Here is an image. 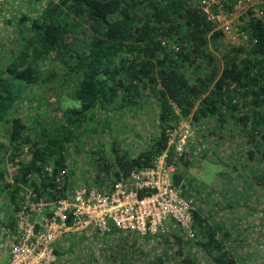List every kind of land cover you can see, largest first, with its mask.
<instances>
[{
  "label": "trees",
  "instance_id": "trees-1",
  "mask_svg": "<svg viewBox=\"0 0 264 264\" xmlns=\"http://www.w3.org/2000/svg\"><path fill=\"white\" fill-rule=\"evenodd\" d=\"M234 2L223 0L224 10L230 11ZM16 21L17 31L8 33L12 45L0 42V197L5 196L12 212L19 208L22 185L29 182L36 190L53 185L46 165L53 174L63 171L70 177V151L78 152L86 130L94 133L99 125L101 133L111 132L108 113L138 112L146 105L156 123L145 145L129 154L112 142L109 159L100 151L93 161L97 187H106L108 180L127 183L132 170L151 166L166 148L168 132L191 119L197 133L206 126L208 137L238 138L245 148L242 160L253 165L246 184L252 195L242 197L257 194L264 201V20L251 8L235 20L242 40L237 45L216 28L200 0H46L37 16L22 14ZM46 89L59 98L66 93L72 105L51 106ZM47 106L58 111L53 119L47 118ZM98 112L104 114L101 119ZM198 153L184 151L177 160L173 180L184 190L189 178L179 166L189 167ZM220 174L232 184V173ZM55 192L51 198L63 189ZM225 205L233 209L239 204ZM211 213L195 207L191 239L171 230L131 234V244L110 253L107 263L196 264L195 251L183 250L193 244L213 264H237L235 246L227 244L232 233L223 223L210 222ZM12 227L11 221L7 228ZM117 237L128 240L121 233ZM141 237L163 241L171 250L147 258L137 243ZM76 245L69 240L65 250L56 246L55 253L69 254Z\"/></svg>",
  "mask_w": 264,
  "mask_h": 264
},
{
  "label": "rangeland",
  "instance_id": "rangeland-1",
  "mask_svg": "<svg viewBox=\"0 0 264 264\" xmlns=\"http://www.w3.org/2000/svg\"><path fill=\"white\" fill-rule=\"evenodd\" d=\"M45 2L46 0H0V42H7V46L12 45V39L8 33L12 34L17 31L16 19L22 14L28 17L37 16ZM46 93L51 95L48 96L51 100V106L59 105L66 108L72 105V101L66 93L61 98L55 94L53 95L51 90L46 89ZM74 103L77 105L76 102ZM46 108H48V119H53L58 114V111L49 109L48 106ZM137 111H129L126 114L112 111L108 113L111 132L106 129L101 133L99 125H96L97 129L94 133L86 130L87 132L82 137L83 143H80L78 152L70 151L67 161V170L70 176L68 180L71 186L95 185L96 169L93 161L100 156V151H102L101 154L105 158H111L113 155L111 151L112 142L116 147L119 145L122 151H127L129 154L137 153L145 145V137L149 135L148 129L151 128L152 130L155 126L156 115L149 105L144 106L143 109L139 108ZM97 115L101 119L104 114L98 112ZM89 125L93 127L92 124ZM204 127L200 131L201 134L197 133L193 127L191 129V147L194 149L201 146L199 147L201 151H199L198 156L189 164V167L179 166L187 179L189 178V182L186 184L188 187L184 191L186 194L194 196L196 206L202 207L205 211H212L209 217L210 222L223 223L225 228L230 230L232 239L227 244L235 246L234 254L238 259L237 264H264L263 197L257 194L249 195L246 199L242 197V194L246 192L252 195L246 184L249 182L253 165L251 163L246 164L242 160L240 152L245 148L239 145L237 137L230 138L231 140L225 138L219 141L216 135L206 136L205 134L208 133L206 126ZM203 155H205L207 162L214 164L215 167L212 164L206 165ZM24 157L26 158V155ZM221 160L225 161V165ZM199 163L203 166L206 165L204 169L200 167ZM222 170L229 171L234 175L232 176L233 180H231L232 184H228L227 182H230V180L226 181L221 176L220 171ZM239 173L242 178L245 177L244 180L236 176ZM224 180L226 183L223 182ZM240 181H242V184ZM243 181H245V186H243L245 190L239 187L244 185ZM0 198V224L3 222L7 224L11 222L12 210L8 207L5 196L1 195ZM227 200H233L239 205L230 209L225 205L228 202ZM170 230L186 238L174 224H169L167 231L163 234H167ZM10 236L11 230L7 227H0V264H3L7 256ZM124 236L128 240H120L117 235L102 236L98 233H92V231L64 235L56 242V246L60 250H65L69 246V240L75 241L77 245L69 254H63L61 257L57 256L55 264H108L105 257H108L110 253H115L116 249H122L123 245L131 244L130 242L134 237L131 234ZM80 239L82 240L77 241ZM137 243L141 245L140 250L147 255V258L171 250L170 246L163 241L155 243V239L146 241L141 237L137 238ZM190 246L192 247H185L183 250L185 253H189L191 249L195 251L196 264H213L208 257L201 254L198 247L193 244H190Z\"/></svg>",
  "mask_w": 264,
  "mask_h": 264
},
{
  "label": "built area",
  "instance_id": "built-area-1",
  "mask_svg": "<svg viewBox=\"0 0 264 264\" xmlns=\"http://www.w3.org/2000/svg\"><path fill=\"white\" fill-rule=\"evenodd\" d=\"M222 1L200 0L216 28L223 29L226 39L237 45L242 40L235 20L250 8L264 20V0H235L230 11L224 10ZM191 129V119L181 120L168 132L167 146L153 164L132 170L127 183L109 180L104 188L89 184L69 187L63 171L53 174V167L46 165L44 170L53 177L52 186L39 190L29 182L21 186L19 208L10 215L13 227L5 264H55L56 242L73 233L155 236L174 224L185 237L194 238L195 198L185 195L183 184L173 180L182 153L201 150V146L194 150L189 146ZM60 189L63 194L51 198Z\"/></svg>",
  "mask_w": 264,
  "mask_h": 264
},
{
  "label": "crops",
  "instance_id": "crops-1",
  "mask_svg": "<svg viewBox=\"0 0 264 264\" xmlns=\"http://www.w3.org/2000/svg\"><path fill=\"white\" fill-rule=\"evenodd\" d=\"M2 222H3V221H2ZM8 224H9V223L6 224L5 222H3V223L0 224V227H1V228H6V227L8 226ZM7 259H8V253H7V256H6V258H5L4 262H3V264H5V262L7 261Z\"/></svg>",
  "mask_w": 264,
  "mask_h": 264
}]
</instances>
